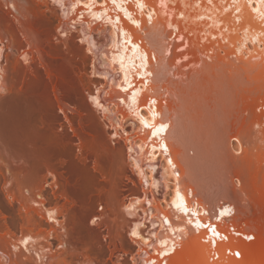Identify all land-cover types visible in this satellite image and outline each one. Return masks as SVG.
Here are the masks:
<instances>
[{
	"label": "bare ground",
	"instance_id": "bare-ground-1",
	"mask_svg": "<svg viewBox=\"0 0 264 264\" xmlns=\"http://www.w3.org/2000/svg\"><path fill=\"white\" fill-rule=\"evenodd\" d=\"M222 77L219 90L229 81L234 96L215 97L208 110L203 87ZM72 93L99 112L104 128L93 144L115 159L136 195L111 188L89 201L105 211L87 201L80 216L62 205L59 218L45 195L55 165L46 161L25 180L26 156L18 149L26 146L25 132L12 135L11 124L38 104L47 116L45 143L59 145L57 113L69 120ZM259 101L264 0H0V264H127L128 253L132 264H264ZM120 138L123 144L112 148L109 142ZM236 140L243 159L231 150ZM113 222L115 240L105 242L101 227ZM23 225L40 229L44 240L25 236L17 243ZM76 228H87L90 242ZM220 231L229 232L228 241L219 240ZM227 248L240 258L226 257Z\"/></svg>",
	"mask_w": 264,
	"mask_h": 264
},
{
	"label": "rangeland",
	"instance_id": "rangeland-1",
	"mask_svg": "<svg viewBox=\"0 0 264 264\" xmlns=\"http://www.w3.org/2000/svg\"><path fill=\"white\" fill-rule=\"evenodd\" d=\"M60 38H62V37H60ZM185 62H187V60H185ZM90 70L91 69L89 67L88 72L86 71L89 74V76H90V72H89ZM85 76H88V75H85ZM222 80L225 81V78L222 77L219 80H217V78H215L212 81V83H208V85L206 87H203L204 91L206 93V97H207L205 104H206V107L208 110L214 104L215 97H216V101L218 99H220V96L222 97V99H223V97H225V98L228 97L229 98L228 101L230 102V99H231L230 97L232 95L231 91L233 90L232 89L233 87L230 89V87H229L230 83L228 84L227 82H229V81L226 80L227 82L224 83V85H223L224 87L221 89V91H223V90H225L224 88H226V90H225L226 92L223 91L225 94L223 92L219 93V92H221L219 89H220V86L222 85ZM78 85H76V86H78ZM76 88L77 87H75V89ZM234 90H235V87H234ZM217 92L220 94L219 96L217 95ZM75 93L71 94L69 102H68L69 105L67 106L69 108V110H68L69 112L67 113L69 115V120H67L65 113L60 112V111H58V113H57L60 120L62 121L61 123H63L62 124L63 128L58 129V132L60 133L61 137L63 138V140L59 143V145H55L51 141H48V140L46 142L47 144L45 143L44 140H46V138H45L44 133L46 131V124L44 123V121L46 120L47 116H46V112L43 109H41L38 104H36L35 107H33L27 111L26 118H24L22 120H18V122L11 124V134L14 135V132L17 128H18L20 133L22 131H24L25 132L24 136H25V139L27 140V143H28V144L26 143V146H23V148L17 147L19 149V152L22 153V155L26 156L25 157L26 161L24 163V165L26 167V171H23V174H21L22 177H25V180H29L30 178L32 179V177L27 176V175H30L31 173H37V174L40 173L42 171L43 166L47 162H53V166L55 165L54 167L57 171V177L55 180H53V178L50 177V183L45 186V195L47 198L46 199V206L48 208L54 209L56 212H58L59 218H62V210H64L62 208L63 207L62 205H64V206L66 205V208H68L71 211H74L76 213V215L80 216L81 213H83V211H84V209H82L83 208L82 206L85 203H87V201H88V204H86V205H89L90 208H96L97 207V209L100 212L103 210L105 211L106 209L104 207V204L98 206V205L92 204L93 200H92V203L90 202V204H89V201H91L90 199H93L94 197L96 198V196L98 194H99V196L100 195L106 196V194H109L108 190L110 191L111 188L112 189L114 188V190L116 189L117 190L116 192H118L120 194L125 193L129 196H131V195L135 196L136 195V194H133L134 189L132 191L130 189V188H135V184L132 183L129 179H127L120 172L121 169H120L119 165L117 164V162H115V159L113 157H111L110 154H107V151L105 153V149L102 150L100 148L99 144L97 143L98 141L96 143L99 146L100 150L96 149V148H98V146L93 144L94 141H96L98 139L97 137L99 136L98 135L99 130H103V128H104L103 125L100 126V124H103V123L100 120V114H98L99 112L90 104L89 106H87V108L89 107L88 110L91 109L92 111L90 110L89 112L87 111V112L81 113V106L86 108L85 104L90 103V101L88 100L89 102L85 103V100L82 99L78 94L76 95ZM223 94L225 96H223ZM260 95L261 94H257L258 97ZM232 96H234V95H232ZM217 97H219V98L217 99ZM81 102L84 104L81 105L80 104ZM259 102L264 103V101H262V102L259 101ZM228 108L230 109V107H228ZM228 108H226V110H229ZM94 109H95V111H94ZM96 111L98 113H96ZM84 113H86V114H84ZM95 115L96 116L99 115V116L96 117ZM96 118L99 120H97ZM210 118H211V115H209V121H211ZM95 120H97L98 122ZM229 121H230V119L228 118V115H226L225 121H223L222 126L225 127ZM210 124H211V122H210ZM98 127L102 128V129H100ZM36 130H40V131H37V133H36ZM38 132H40L42 134H38ZM35 134H36V136L38 134V136H37L38 138H36ZM77 134L79 136H77ZM39 135L44 136V137H41ZM80 135H81V137H80ZM39 137L42 139L40 140ZM214 137H215V135H213V133H209V135H208L209 139L208 140L209 141L212 140L213 144H214ZM37 139H38V143H40L41 141H44V143L46 145L44 146V143H42V142L40 144H38V143L35 144ZM47 139H48V137H47ZM69 139H70V141H69ZM123 141L124 140H122L120 138V139L113 140L109 143L111 144L112 148H118L120 146V144H123ZM16 143H18V137H16L14 139V144H16ZM209 143L211 144V142H209ZM94 145L96 147H94ZM212 146H214V145H212ZM211 148L213 149L214 147H211ZM231 150L235 152L236 146L234 148H231ZM212 151L214 154L216 153V151L215 152H214V150H212ZM93 154H95V155H93ZM106 154L109 156L106 157L107 156ZM87 155H89V157H90V155L94 156V157L89 158ZM235 155L236 156L238 155L237 157H239V159H241V158L243 159V156H245L244 150L241 154L237 153V151H236ZM253 155L255 156V154H253ZM254 156H252V158H254ZM109 157H111V158H109ZM256 159L254 160L255 162L257 161ZM102 162H104V163H102ZM100 164L103 165L105 169ZM233 168H234V166L230 167L229 170L232 172V175H233V173L235 175V173H237L236 172L237 170H235V169H237V168H235V169H233ZM105 170H107V171L105 172ZM100 171H102V172H100ZM103 172H105V173H103ZM109 172H110V174H109L110 176H108ZM112 173H113V175H112ZM228 173H230V172H228ZM30 176H32V175H30ZM33 176H34V174H33ZM132 177H134V179L137 180L136 175H134L133 173H132ZM22 179L24 180V178H22ZM245 180H246V178H245ZM245 180H244V177H241L242 182H245ZM56 181H58V182L60 181L61 183H63V185L59 184L58 186H55L54 183ZM235 182H237V181H235ZM117 188H119V189H117ZM128 188L130 189V191L128 190ZM14 189H15V191H17L16 186ZM246 190H248V187L246 188ZM55 193H57V194H55ZM60 193H64L66 195V197L64 195V196L58 198V195ZM24 194L26 196H30L31 191L30 192L25 191ZM86 205L84 207H86ZM81 210H82V212H81ZM110 223H112V222H110ZM68 224H69V222H66L67 228H70L71 226L69 227ZM90 226L92 228H94L95 230L99 229V227L96 226L92 222L90 223ZM106 226H107V228H106ZM109 226L104 225L103 227H101V231H103V236H105V242H107V241L111 242L112 239L115 240L114 237L117 234L116 228L114 227V226H116L114 224V222L110 226V229L108 228ZM31 227H32L31 229L29 228V225L28 226L23 225V226L19 227V229L15 233V239H16L17 243H19L25 236H30L32 238H35L36 240L31 239L32 241H30L34 244L39 243V242L44 240V238H45L44 236H46V235L44 234L43 236L37 237V235L40 232V229H38L36 227L34 229V226H31ZM87 231H88V233H90L87 228H86V230H85V228L84 229L83 228L82 229L81 228L75 229V233H76L77 237H81V236L83 237L84 236L83 238H85V236L88 235ZM109 232H111V233H109ZM88 236L90 239L86 236V238L88 239V241H86V242H90V240H91L90 234ZM86 238H85V240H86ZM127 238H128V236H127ZM106 239H107V241H106ZM128 240L131 241L130 238H128ZM88 244H90V243H88ZM122 260L126 261L127 264H132L129 253Z\"/></svg>",
	"mask_w": 264,
	"mask_h": 264
},
{
	"label": "built area",
	"instance_id": "built-area-1",
	"mask_svg": "<svg viewBox=\"0 0 264 264\" xmlns=\"http://www.w3.org/2000/svg\"><path fill=\"white\" fill-rule=\"evenodd\" d=\"M234 144H235V146H236V150H238L239 149V152L238 153H242V149H241V144H240V142L239 141H234ZM229 232H231V233H233L234 235H236V236H242V235H240V233H238L237 232V229L234 227V226H230L229 227ZM229 232H223V231H220V235H221V237H220V241H228V236H229ZM254 239V237L252 236L250 239H248L249 241L250 240H253ZM216 246V245H215ZM213 247V251H212V254H211V260L212 261H217V260H219L220 259V257H221V251H219L218 249H216V247ZM225 250V251H224ZM223 250V252L225 253V256L226 257H236V258H240V255L236 252V251H234L233 249H231V248H227V249H224Z\"/></svg>",
	"mask_w": 264,
	"mask_h": 264
},
{
	"label": "snow or ice",
	"instance_id": "snow-or-ice-1",
	"mask_svg": "<svg viewBox=\"0 0 264 264\" xmlns=\"http://www.w3.org/2000/svg\"><path fill=\"white\" fill-rule=\"evenodd\" d=\"M171 163V162H170ZM221 215H223V213H221Z\"/></svg>",
	"mask_w": 264,
	"mask_h": 264
}]
</instances>
